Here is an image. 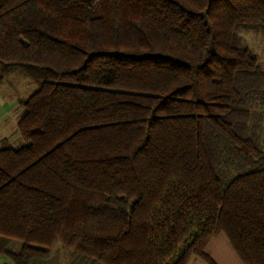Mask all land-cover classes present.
<instances>
[{
    "label": "trees",
    "instance_id": "trees-1",
    "mask_svg": "<svg viewBox=\"0 0 264 264\" xmlns=\"http://www.w3.org/2000/svg\"><path fill=\"white\" fill-rule=\"evenodd\" d=\"M243 29L264 36V0H0V83L38 84L0 142L11 264L57 242L73 264H219L220 234L264 264V66Z\"/></svg>",
    "mask_w": 264,
    "mask_h": 264
},
{
    "label": "rangeland",
    "instance_id": "rangeland-1",
    "mask_svg": "<svg viewBox=\"0 0 264 264\" xmlns=\"http://www.w3.org/2000/svg\"><path fill=\"white\" fill-rule=\"evenodd\" d=\"M240 36L242 37V40L245 44L249 45L256 53H258L259 63L260 65L264 66V36L261 34V32L256 33L247 29H243L240 31ZM37 88H38V84L34 80L30 79L24 74L15 72L9 75L8 77H6L5 80L2 83H0V100L6 99L8 101V104H11L12 102L16 103L18 99L29 96ZM13 106H10V108H3L0 111V118L2 117L0 121L1 123L0 134L4 132L3 134H5V136L10 135L11 136L9 137L10 139L16 140L17 138V136H15L16 134L15 135L12 134L13 133L12 125L17 119L16 114L14 113ZM17 110L19 111L22 110L23 112L24 108L23 107L21 108L18 105ZM17 113L19 114V112ZM260 133L262 138L264 139V126H263V130L260 131ZM51 250L52 252L49 256L50 257L49 260H46L45 262H41L40 260L35 259L32 261V264H57V261L59 260L62 262L66 261V263L69 264L73 260L70 255L71 252L60 242L54 244ZM208 253L210 254L209 251ZM72 262L71 264H73Z\"/></svg>",
    "mask_w": 264,
    "mask_h": 264
},
{
    "label": "crops",
    "instance_id": "crops-1",
    "mask_svg": "<svg viewBox=\"0 0 264 264\" xmlns=\"http://www.w3.org/2000/svg\"><path fill=\"white\" fill-rule=\"evenodd\" d=\"M19 73L22 74L21 72H19ZM18 101H19V99L17 100L16 103L12 102L11 104H8V101L6 99H1L0 100V111L3 108H10V106L14 105L13 109H14V113L16 114V118L17 119L14 122V124L12 125L13 126V133L12 134H14V135L16 134L15 136H17V137H18L17 123H18V120L20 119L21 115L24 112V111L22 112V110L21 111L17 110V106L19 105ZM20 107L22 108V106H20ZM17 112H19V114ZM1 119H2V117L0 118V121H1ZM3 133L4 132H2L0 134V142L4 138H8L9 140H12V139L9 138V137H11L10 135L9 136H5V134H3ZM207 249L210 252V255L219 264H243V262L240 260V258L238 257V255L236 254L234 249L232 248L228 238L224 234H221L220 236H218L216 238H213L210 241V243L208 244ZM49 258L50 257H47L45 259H43V258H34V259L31 260V264H32V261L35 260V259L36 260L38 259L41 262H45L46 260H49ZM0 264H11V262L9 261L7 256L5 254L1 253V252H0ZM57 264H67V263H66V261L62 262V261L59 260V261H57ZM187 264H206V263L200 257L193 256V257L190 258V260L188 261Z\"/></svg>",
    "mask_w": 264,
    "mask_h": 264
}]
</instances>
